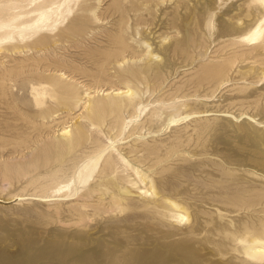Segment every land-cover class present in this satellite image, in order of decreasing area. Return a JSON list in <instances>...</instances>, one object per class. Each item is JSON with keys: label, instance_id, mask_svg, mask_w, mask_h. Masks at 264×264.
Listing matches in <instances>:
<instances>
[{"label": "rangeland", "instance_id": "rangeland-1", "mask_svg": "<svg viewBox=\"0 0 264 264\" xmlns=\"http://www.w3.org/2000/svg\"><path fill=\"white\" fill-rule=\"evenodd\" d=\"M30 1L0 0V16L24 12L25 19H34L42 11L33 10L34 2L41 0ZM110 1L81 3L56 29L29 38L26 46H0V196L23 197L0 202V264H258L233 250L232 235L247 237L243 225L264 216V56L243 48L226 58L232 45L229 53L216 52L227 38L220 33L229 27L228 14L236 15L232 9L241 2L161 0L146 16L130 11L119 32L127 48L117 60L125 61L118 64L107 58L121 12ZM179 40L189 52L175 48ZM148 51L154 54L148 71L122 74L147 59ZM223 60L232 65L218 84L205 69ZM60 72L66 78L57 83ZM32 85L46 87L40 106ZM69 85L75 87L72 99L65 92ZM110 86H129L140 99L100 121L103 135L88 130L68 156L66 176H74L75 192L85 194L76 202L96 204L97 195L86 197L93 181L83 189L78 177L96 176L114 149L186 207L189 218L181 223L164 219L138 197L127 208L104 200L95 211L93 205L77 211L75 201H63L55 211L51 202L33 199L55 194L38 184L48 180L50 145L59 128L80 123L75 116L82 111L78 100L86 99L85 87ZM156 109L161 118L151 122L149 112ZM132 126L140 131L128 134ZM40 175L38 183L30 182Z\"/></svg>", "mask_w": 264, "mask_h": 264}, {"label": "bare ground", "instance_id": "bare-ground-1", "mask_svg": "<svg viewBox=\"0 0 264 264\" xmlns=\"http://www.w3.org/2000/svg\"><path fill=\"white\" fill-rule=\"evenodd\" d=\"M89 1L90 0H41L35 3L34 0H32L30 2H34V7H35L33 10L38 8L42 10L40 12L38 11V14L34 19H25L26 13L24 12H19L11 15L9 14L6 17V19L3 18V16H0V46H2L3 44H19V43L24 44V46H26L25 43L28 42L29 38H32L35 35L37 36L40 35L44 30L56 29L57 26H59L62 21L68 19V16L72 14V12L74 11V7L78 8V6H80L81 3L87 5ZM100 1L101 0H97L98 3H100ZM160 1L161 0H111L110 1V6L113 8V10L119 9L121 10V12L119 14L120 17L118 19V22L115 23V25L119 30L118 33L111 38V46L110 49L108 50L109 53L107 54V58L116 60L118 64H121L123 61H125V59H122V61L117 60V57L127 48V43L123 40L122 36L119 33L121 32V29L123 27V19L125 18V16H127V14H129L130 11H132L136 16H140V17L146 16V13L147 12L150 13L149 10H151ZM177 1L181 3L185 2V0H177ZM208 1L210 2V0ZM239 1L241 3L238 6H236V8L232 9V7L230 6L232 10H236L233 13L236 15L233 16L232 14H228L230 21V22L228 21L229 27L227 30L220 33L221 37H227V38L217 48L216 52L229 53L226 51V47L228 45H232L234 46V48L232 49V51H230L229 55H227L226 58L237 56L240 50L243 48H247L250 52L256 53V56L259 55L262 57L264 56V0H239ZM235 3L236 2H234L233 4ZM52 5H54V7H52ZM199 9L201 11V7ZM92 13L93 15H95L96 19H98L95 14V10H92ZM221 14L224 15L223 13ZM222 17L223 16H220V18ZM160 19L161 18L158 19L159 21L158 23L156 22L157 24L165 21V20L160 21ZM221 27H223V25ZM145 45L146 48L149 47V44H145ZM175 48L179 50V52L181 53L189 52L186 49L184 41L182 40H179L175 44ZM0 49H2V47H0ZM152 52L153 51H148L147 53L148 55L146 57L147 59H144L139 64L133 67H128L124 69L122 74L124 76L125 75L136 76L137 74H141V73L143 74L146 71H148L152 65V62L150 61L151 56L154 55ZM160 65L162 67V64ZM160 65H158V67ZM210 65L211 66L205 69L207 75L210 78L217 80L218 84H222L225 80L224 78L228 73L232 63L230 64L229 60H223L221 63L218 64L211 63ZM166 67L168 68V66ZM58 76H59V78L57 79L58 81L55 80L57 83L59 82V79L66 78L64 72H60ZM81 85L84 87V84ZM65 90L67 97L72 99L75 94V87L69 85L65 87ZM32 92H33L35 104L37 106L42 105L44 99L47 97L48 94L46 91V87L45 86L38 87L32 85ZM84 98H86L84 101H81L80 99L78 100L81 102L82 111L75 116L80 120V123L63 125L61 128H59L58 138L50 145L51 148L49 152H52L54 154V157L53 160L50 162L51 164L47 166L49 168L48 172L46 173V177L48 178V180L47 181L45 180V182H42V184L41 183L38 184L40 188L52 189L53 192H55V194H52V196L50 197L42 194H35V196L33 197V199L39 200V202L40 201L47 203L51 202V204H54L55 206L53 208L55 211L58 210L59 206L62 204L63 201L76 202L78 201V199L85 196L84 193L77 194L75 192L74 176L71 175L69 177L66 176L67 164L70 161V158H68V156L73 152V149L79 144H81V142L85 139L86 137L85 133L87 134L88 130L89 131L93 130L96 133L103 135L99 125L100 121L104 120L107 117V115L109 116L115 113L117 114V112L121 111L122 109H126L130 106H134L137 100L140 99L138 92L129 86H126L124 88H120V87L114 88L110 86L107 89L102 90L100 88L94 91H91L90 89H88V87H85ZM187 98L188 97L186 94V100ZM161 115L162 114L159 110L157 109L152 110L149 112V119L151 122H156L160 120ZM125 124H126L125 122H122L121 129L124 128ZM139 131L140 128L138 126H132L130 129L127 130V133L133 134ZM161 158L162 157L160 158L158 157L157 159L160 160ZM247 172L256 175V171L254 172L247 171ZM96 173H97L96 176L93 177H90L89 174H86L84 176L79 175L78 177V182L83 189L86 188L87 185H89V181L91 180L93 181L92 183H94V186L91 189L87 190L86 197L88 198L91 196L92 198L93 194L97 195V199L95 200L96 204L95 205L92 203L90 204L88 203L87 199L84 200V198H82L83 201L81 203L74 202L75 204L73 205V208L75 210L86 211L88 207H93V206H94L93 207L94 211L98 210V207H96V205L99 206L101 204H104V200H106L108 204L112 203L113 204L111 205L112 207L117 206L120 208H127L131 206L129 201H131L135 197H138L145 201H148V203H145L143 205L148 206L149 204H152L156 208L159 215L164 217V219L166 218V219H170L172 222L181 223L185 218H189L188 217L189 215H187L186 207H184L180 203L168 197L167 194H162V192L165 191L162 189L161 186H157L156 184H154L153 180L149 178V176L146 173H144L137 166H134L130 160H128L120 152L114 149L110 150L108 156L104 158L102 170L97 171ZM43 177L44 176L41 175L37 176L35 178H32L30 182L38 183V181ZM159 193H161L160 194L161 196H158ZM21 200H23V197L21 196L20 193H12L7 196H0V202L2 203H18ZM260 201H261L260 204L262 206V209L260 210L263 211L264 213V207H263L264 197H262ZM159 208H165V212H161ZM19 209L21 208L19 207ZM105 209L106 211L108 210L107 208ZM110 209L112 208L110 207ZM15 210L16 209H14V211ZM15 212L18 211L16 210ZM241 230L243 234L247 235V237L238 238V236L232 235V241L234 244L233 250L238 253H241L246 258V259L244 258L245 260H251L258 264H264V216L258 217L255 223H251V224L245 223ZM237 244H240V247H238Z\"/></svg>", "mask_w": 264, "mask_h": 264}]
</instances>
